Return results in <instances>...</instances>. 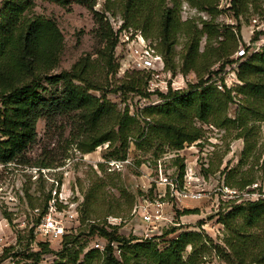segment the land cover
Listing matches in <instances>:
<instances>
[{
    "label": "rangeland",
    "instance_id": "rangeland-1",
    "mask_svg": "<svg viewBox=\"0 0 264 264\" xmlns=\"http://www.w3.org/2000/svg\"><path fill=\"white\" fill-rule=\"evenodd\" d=\"M2 1L0 0V8ZM251 1L254 3L248 4V11L235 19L229 9V0H215L213 5L217 12L213 15L190 6L185 0H180L176 10L181 22L189 21L191 25L195 24L201 28L202 20L213 18L214 24L219 28L220 35L212 38L210 42L206 41L205 36L200 37L198 53L203 55L197 59V66L200 65L199 74L193 71L181 72L186 43L184 35L177 34L173 51L169 55L176 69L175 73H172L166 68L161 52L156 35L157 24L153 23L145 32L131 26L123 27L124 21L115 3L117 0L109 2L112 12L105 10V0H95L93 7L94 11L104 13L113 34L117 37L113 50L104 48V44L96 37L98 23L95 22L93 13L83 5L72 3L67 8L46 1H35L29 15L52 19L63 35V50L57 67L51 73L69 70L78 59L88 57L89 78L102 88L101 91L91 90L89 93L96 97L105 95L117 113L123 114L126 111L135 122L126 140L124 158L121 159V145L117 140L111 145L108 142L103 143L92 152H83L80 147L85 146L89 140L87 128L77 127L69 117H57L52 124H47L43 118L37 121L36 141L26 152L27 164H0V264L66 262V258L62 259L63 241L59 245L48 243L46 248H42L39 243L43 242L35 233L48 196L58 202V211L63 209L62 207H69L71 212H77V220L68 224L65 236L75 241L67 245V248L80 251L79 260H83L89 250L95 249L94 244L97 242H100L103 248L108 244L105 238L90 233L88 221L100 222L102 225L107 224L110 217L116 219L112 222L118 224L117 234L126 238L135 236L137 240H133L132 244H149L158 251L165 249L169 241L181 233L198 234L199 237L184 248L181 264H186L194 251L193 248L196 252V255L192 256L193 264H249V258L243 263H237L234 257L229 256L227 240L231 234L221 222L222 217L235 206L247 208L248 204L257 200L264 201V120L245 110L246 104L242 101L244 96L237 93L238 88L243 85L237 77L239 66L249 58L247 51L252 42L257 40L259 35L264 40V11H261L264 9V0ZM168 4L171 5L169 2ZM257 4L258 9L255 10L254 5ZM230 31L237 41L231 55L220 59L208 71H203L204 61L215 59L217 42L226 41ZM138 32L141 33L145 45L152 46L163 59L165 66L157 83L163 88L164 80L169 82L167 88L162 91L148 92L147 73L127 68L126 42L121 43V38L124 40L125 36H131L137 40L135 35H138ZM263 47L264 44L259 49L256 47L258 50L255 53L260 52ZM239 48H243L245 54L235 58V52ZM199 76L206 81L203 86H212L221 94L230 91L231 96V100L225 102V98L219 95L218 110L210 115L207 121H201L194 116L190 119L192 126L201 130L200 138L192 143H184L181 149L174 150L162 137L153 135L151 144L138 147L139 133H148L150 127L155 125L154 119L158 117L155 112L149 115L147 109L160 107L165 102L158 92L165 94L171 89L186 95L190 86L198 83ZM131 79L141 81L138 93L116 91ZM39 90L42 96L48 98L58 96L61 87L42 82ZM251 102L254 103V100ZM260 109L264 114L263 106ZM237 118L243 119L247 126H252L248 138L253 145L247 157L242 156L245 148L244 138L238 137L240 129H237V123H232V120ZM111 129L116 130V127L109 121L104 130ZM124 160L126 161L121 162ZM113 161L117 162V167L109 165ZM43 163L47 164V167H38ZM181 163L183 168L191 166L201 172L205 180L202 186L205 192L210 194L203 200L187 201L174 207L170 224H162L153 233L161 237L147 242L146 238L141 236L142 226L133 209L140 196L151 194L153 180L159 174L158 170H161L163 175L177 176ZM244 180H252V183L244 187L237 186ZM222 181L245 195L217 205L212 190ZM255 196H258V199ZM184 210L194 212L182 214ZM239 216L241 215L237 214L234 224L244 225L245 221ZM83 217L87 218L84 223L81 221ZM118 220L121 221L118 223ZM257 225V228L245 227L243 232L259 234L260 240L256 239L253 249L260 250L264 247V222ZM172 227L175 231L165 235L164 233ZM109 245L111 246L110 243ZM111 248L114 256L120 260L125 247L114 242ZM117 248L120 250L119 254L115 251ZM98 251L103 252L100 249ZM36 253H39L37 257ZM142 260L143 258L139 259ZM98 263L97 258L91 260V264Z\"/></svg>",
    "mask_w": 264,
    "mask_h": 264
},
{
    "label": "trees",
    "instance_id": "trees-1",
    "mask_svg": "<svg viewBox=\"0 0 264 264\" xmlns=\"http://www.w3.org/2000/svg\"><path fill=\"white\" fill-rule=\"evenodd\" d=\"M36 0H3L0 8V164L15 163L27 164L26 152L36 141L35 126L39 119L43 118L47 124H52L57 117H69L77 127L87 128L88 139L86 145L80 147L85 152H92L95 147L114 140L120 142L122 158L125 155L126 140L134 126V118L129 117L125 111L119 114L105 95L96 97L89 91H101V87L89 78L88 57L77 60L69 70L59 73L51 72L57 67L60 54L63 50V35L52 19L41 15H29ZM69 8L72 3L83 5L89 9L98 23L96 37L105 47L113 50L117 43V37L105 19L104 13L94 11L95 0H41ZM190 6L206 11L213 15L216 11L213 5L215 0H185ZM110 0H105V10L112 12ZM168 2L171 4L169 5ZM258 2V1H257ZM123 19V27H134L147 31L153 23L157 24L156 35L159 38L161 52L165 59L166 68L175 73V66L171 62L170 54L173 51L176 37L181 33L186 38L185 53L182 57L181 72L193 71L199 74L197 59L203 54L198 53L200 37L205 36L206 41L219 36V28L214 24L213 18L201 21V28L191 25L189 21L181 22L177 8L180 0H117L115 2ZM250 0H229L230 10L237 19L248 11ZM256 3V1H255ZM255 10L259 4L254 5ZM261 11H264L262 9ZM225 40L218 41L215 49V59L204 61L203 71H208L212 65L220 59L229 57L237 46L235 35L228 32ZM255 37L252 39L254 40ZM228 41V42H227ZM223 67V64L220 66ZM213 72H208L211 74ZM238 79L243 83L237 90L244 96L242 101L252 116H258L264 120V47L260 52L253 53L239 66ZM209 78V77H208ZM42 82L49 85H60L58 96L45 97L39 90ZM206 81L199 76L198 83L191 85L186 95L183 92L168 89L165 94L158 95L165 99L160 107L147 109L150 115L155 112L158 117L154 119L155 125L151 126L148 133L141 131L138 135L141 145L151 144L153 135L162 137L174 150L182 148L184 143H192L201 136L200 129L192 126L190 119L194 116L201 121H207L208 117L218 110V97L222 95L225 102L231 100L230 91L220 93L212 86H203ZM141 81L131 79L116 91H139ZM201 88L199 91L198 89ZM181 95V96H180ZM254 100V103L251 102ZM261 103L260 105H257ZM243 118V116H241ZM112 121L116 130H104L107 122ZM232 123L240 129L238 137H243L245 148L242 156H248L253 143L249 140L252 126L242 119H234ZM220 125V124H219ZM223 125V124H221ZM38 167H47V164H39ZM264 167V162H263ZM181 176L183 164L179 166ZM252 183V180H244L237 186L244 187ZM48 196L44 202L41 216L46 212ZM194 210H184L182 214H189ZM181 214V213H180ZM181 214V215H182ZM237 214L244 225L234 224ZM87 218H82V223ZM264 222V201L257 200L248 204L247 208L241 205L235 206L222 217V224L229 230L231 236L227 240L230 248L229 256L243 263L249 258V264H261L264 262V247L260 250L253 249L259 239V234L248 231L245 227H258V223ZM89 222L91 234H97L105 238L108 244L100 253L96 249L89 250L83 260H79L80 251H72L67 245L75 243L74 240L63 237L64 252L62 259L66 262L56 264H91V260L97 258L98 264H181L184 248L191 245L199 237L194 233H181L169 241L162 251H158L149 244L134 243L137 237L126 238L117 234L118 225L99 224ZM243 224V223H242ZM111 229L108 231L106 228ZM263 227V226H262ZM175 228L167 230L164 234L173 233ZM161 236L146 239L147 242L155 241ZM257 239V240H256ZM260 240V239H259ZM117 242L125 247L120 255V260L112 254L109 243ZM40 247H47L45 243H39ZM248 247V248H247ZM193 248V247H192ZM189 256L186 264L192 263V256L196 255L195 248ZM251 249V250H250ZM250 250V251H249ZM39 253H36V257ZM143 258L142 261L139 259ZM31 264H36L33 262Z\"/></svg>",
    "mask_w": 264,
    "mask_h": 264
},
{
    "label": "built area",
    "instance_id": "built-area-1",
    "mask_svg": "<svg viewBox=\"0 0 264 264\" xmlns=\"http://www.w3.org/2000/svg\"><path fill=\"white\" fill-rule=\"evenodd\" d=\"M254 21V20H253ZM255 24V23H254ZM251 33H253L251 31ZM122 35V33H121ZM135 39L130 37H126L123 40L121 38V43H125V48L127 49V53L125 55V61H127V68L130 70H136L147 73L149 77H147L146 89L148 92H157L158 90H163L167 88V83L169 81L164 80L165 86L163 88L162 85L157 83V79L161 72L164 69L163 59L159 54L156 53L155 49L152 46L145 45V42L141 36V33L138 32V35H135ZM138 41V42H137ZM135 43L137 45H135ZM264 44V40L261 35L258 36V39L252 42L250 45L249 56L255 53L261 46ZM258 49H257V48ZM245 54V50L243 48H239L238 51L235 52V58L243 57ZM169 75V72H167ZM160 78V77H159ZM173 87V86H172ZM121 161V162H125ZM119 162V164H121ZM110 166L117 167V162H110ZM159 174L157 178L153 180V188L151 190V194L148 196H140L138 199L133 213L136 215L140 225L142 226V234L143 238L149 239L151 237L156 236L154 233L155 230L162 224L167 225L170 224L171 219L174 215V207L178 205H183L184 202L187 201H200L205 199L210 192H205V188H203V184H205L204 176L201 172L194 167L185 166L182 170L181 176H167L161 173V170H158ZM255 188V186H252ZM212 192H214L215 201L217 205L220 202H227L239 198L240 195H245L244 193H240L235 189L228 187L223 181L214 186ZM258 199V196H255ZM58 202L51 198L47 202L46 212L40 217L39 222L36 225L35 233L39 237V239L45 243H62L63 237L65 236L67 227L69 223L77 220V212H71L70 208L61 209L58 211L56 206ZM38 211V210H34ZM110 219V221L108 220ZM107 225H118L115 224V218H108ZM121 220H118V223ZM112 247L114 242L110 243ZM95 249H100L104 251V248L100 245V242L94 244ZM120 250L117 248L115 251ZM113 255L115 253L112 252Z\"/></svg>",
    "mask_w": 264,
    "mask_h": 264
}]
</instances>
